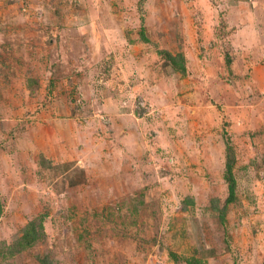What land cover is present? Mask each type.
<instances>
[{"label": "rangeland", "instance_id": "1", "mask_svg": "<svg viewBox=\"0 0 264 264\" xmlns=\"http://www.w3.org/2000/svg\"><path fill=\"white\" fill-rule=\"evenodd\" d=\"M139 2L0 0V264H264V0Z\"/></svg>", "mask_w": 264, "mask_h": 264}, {"label": "trees", "instance_id": "2", "mask_svg": "<svg viewBox=\"0 0 264 264\" xmlns=\"http://www.w3.org/2000/svg\"><path fill=\"white\" fill-rule=\"evenodd\" d=\"M144 1L146 0H140L139 2L140 6L142 5ZM159 53L164 55L172 63L175 70L186 72L187 68H186L184 57L182 54L174 55L166 50H161ZM233 166H234V159L229 157L227 165H226L227 173L225 175L226 180L229 183V191H230L229 197L227 199L228 203L232 202L235 197V188H234L235 181L233 177ZM37 238H38V234H37L34 224L31 226L29 225L26 232L23 233V236L17 240V245H16V247L18 248L17 250L21 251L24 248L29 247L31 244H33V242Z\"/></svg>", "mask_w": 264, "mask_h": 264}]
</instances>
